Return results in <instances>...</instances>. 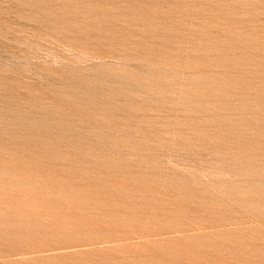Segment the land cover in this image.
<instances>
[{
    "label": "rangeland",
    "instance_id": "obj_1",
    "mask_svg": "<svg viewBox=\"0 0 264 264\" xmlns=\"http://www.w3.org/2000/svg\"><path fill=\"white\" fill-rule=\"evenodd\" d=\"M0 264H264V0H0Z\"/></svg>",
    "mask_w": 264,
    "mask_h": 264
}]
</instances>
